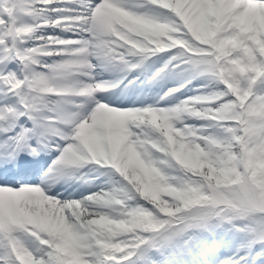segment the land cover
<instances>
[{"label": "snow or ice", "instance_id": "snow-or-ice-1", "mask_svg": "<svg viewBox=\"0 0 264 264\" xmlns=\"http://www.w3.org/2000/svg\"><path fill=\"white\" fill-rule=\"evenodd\" d=\"M0 264H264V0H0Z\"/></svg>", "mask_w": 264, "mask_h": 264}]
</instances>
